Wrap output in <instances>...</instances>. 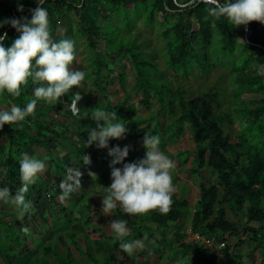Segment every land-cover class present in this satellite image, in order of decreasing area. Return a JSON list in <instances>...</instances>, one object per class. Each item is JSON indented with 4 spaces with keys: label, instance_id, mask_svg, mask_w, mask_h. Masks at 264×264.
<instances>
[{
    "label": "trees",
    "instance_id": "trees-1",
    "mask_svg": "<svg viewBox=\"0 0 264 264\" xmlns=\"http://www.w3.org/2000/svg\"><path fill=\"white\" fill-rule=\"evenodd\" d=\"M21 6L22 11L18 10ZM36 7L35 0H1L0 20L20 19L21 17L30 19L31 10ZM42 7L48 12L51 37L56 41L73 37L75 45L90 49L95 53L93 64L108 66L103 58H109L110 62H113L117 61L115 58L120 55L123 56L122 60L128 59L134 65L133 71L140 81L136 91V95L140 97L139 104L147 112L155 110L154 107L158 108L153 115L156 123L158 121L155 118H161L163 121L164 113L173 119L170 125H166L168 127L167 135L164 137L166 143L174 145L180 141L189 140L194 148L193 152L181 149L177 153L178 167L186 166L189 158L192 157L193 166L190 167L192 175H200L201 172L207 170L215 178L216 182L208 187H204L203 184L199 185L194 209L189 207L185 199V185H181L180 190L173 194L171 210L167 214L150 211L142 216H133L121 212L122 209L119 207L116 208L119 212L118 219L126 221L131 230L126 240L154 239L152 247L147 249L146 253H138L137 258L149 261L159 255L161 258L166 252L170 254L169 258L185 257L184 251L187 246L183 245L182 250H177L175 247L185 239L179 227L184 217L189 218L190 234L198 235L206 241L191 249L192 261L218 264L208 242L223 246L220 255L236 252L242 246L252 244L254 246L250 249L251 255L258 248H261L264 253V76L257 75L255 67L264 66V41L257 44L254 38V27L258 22L252 21L247 26L235 27L223 17L216 19L209 16L206 4L200 3L193 6L192 0H45ZM132 9H136V16L141 15L142 17L144 14L145 24L149 29L157 23L167 24V28L161 34L167 49L165 67L175 78L190 77L194 70L203 77L218 69L226 73L231 88L230 101L224 102L228 114L222 111L223 93L218 92L216 88L207 90L208 88L200 87L195 91V95L191 96V92L187 89L179 85L174 88L170 81H167L170 82L169 85L152 84L151 81H146L147 75L144 77L141 75L140 64H138L140 59L143 60L142 56L145 53L140 52L138 47L133 46L132 48L125 44L121 49L107 53L99 49L102 44L101 38L104 36L103 32L111 24L116 25L117 34L120 37L124 38L128 32H132L133 24H128L127 21L129 11ZM69 12L75 14L72 25L63 23L64 20L71 23ZM106 17H109L108 20ZM3 33H7V39L3 42L5 47L10 46L19 35L8 24L0 28V34ZM80 62L75 59L73 65L80 68ZM121 63L119 61V64ZM148 65L150 66L149 63ZM151 70L155 78L158 76L159 81L163 80V75L156 69V66ZM110 75L114 76L119 84L127 77L124 72H118L115 68L107 73L97 71L93 74L95 81L91 85L97 88L100 81H108ZM33 87L30 83L24 86L19 97H12L6 92L0 93V109L7 110L12 105L23 107L32 98ZM73 93H77L75 86L70 89L68 95H73ZM78 94L80 97L85 96L83 91H79ZM109 95L116 97V109L111 107L113 110L116 111L118 108L122 110L127 106L134 110L128 104L127 97L120 102L116 91ZM67 98L66 95V100ZM61 100L64 105L67 104L65 96L61 97ZM81 101H75L69 105L75 106V103H81ZM83 102V104L86 103V108L91 106L90 102ZM94 103L97 104V101L95 100L92 104ZM63 104L60 102L57 104L38 103L34 115L27 117L22 122V127L6 124L0 129V156H2L0 186L9 187L13 193L22 186L18 161L27 149L50 155L56 153L57 148L61 153L60 148L67 142L74 145L69 146L72 148L71 157L75 159L78 155L79 164H84L82 160L84 155L89 157L90 163L85 165L90 166L85 167L80 180L81 188H77V192L86 185V181L90 178L89 173L97 165L95 159L87 155L90 147L87 145L88 135L81 134L80 130L74 128V124L71 125L70 131L68 130V136L64 137L60 129L66 130L67 128L61 127L56 130L53 123L48 124L51 122L48 112L51 110L54 112L53 108L56 106L58 110L56 112H59ZM77 109L78 106H70L67 110L71 115L72 113L76 115ZM229 114L234 115V120L231 121ZM151 120L153 119L150 118V122ZM225 121L228 124L233 121L244 123V126L238 129L234 144H231L230 136L224 133L223 122ZM141 123L142 120L137 121L138 125ZM131 131L133 143L129 144V148L132 147L134 150V145H139L135 143L139 132L134 133L133 127ZM150 135L157 134L153 130ZM166 146L159 144L161 151H164ZM173 173H180L173 178V183L176 184L179 181L177 177L181 179L184 173L179 169ZM7 182H9L8 185H6ZM36 193L40 196V190ZM29 194L28 191L26 198L31 201ZM73 194L69 196L70 199L74 198ZM86 208L92 210L91 205ZM94 211L93 214L100 215L98 210L94 209ZM228 211L240 217L238 225L227 220ZM36 215L34 211L30 216L21 217L25 227L29 222L31 225L34 224ZM88 215L85 217L90 219L92 213L89 212ZM67 218L63 221L70 223L72 232H67L64 238L58 236V241L63 244V248H66V240L77 249L82 247L83 255L89 264H126L125 260L120 261L115 257V251L121 252L123 256L128 253L118 247L119 241L116 240L115 234H102L100 227V231L98 226L96 229L92 227L98 222L92 224L91 219L89 222L85 221L83 225L79 222V224L71 223L72 220H67ZM83 218L80 216L81 220ZM89 230H92L93 234L99 233L96 240H90L87 233ZM33 231H35L34 227H32ZM170 232L171 237H169ZM76 234L79 235L76 236ZM0 235L2 264H47L44 260L46 257H52L55 264H79L78 260L66 250L63 253L58 252L57 247L56 252L48 246H42L41 252L33 251V248L26 246L24 242L27 234L1 220ZM155 236H158V239H155ZM79 239L83 245L79 243ZM96 254L100 255V258L96 257ZM209 254L213 259L205 258ZM231 255L234 256L228 264H244L239 251ZM180 264L189 263L181 261Z\"/></svg>",
    "mask_w": 264,
    "mask_h": 264
},
{
    "label": "clouds",
    "instance_id": "clouds-1",
    "mask_svg": "<svg viewBox=\"0 0 264 264\" xmlns=\"http://www.w3.org/2000/svg\"><path fill=\"white\" fill-rule=\"evenodd\" d=\"M44 2L45 0H35L37 7L31 10L30 19L21 17L0 20V28L8 24L19 33L8 47H5L3 43L7 39V33L0 34V93L6 92L12 97H19L24 86L29 83L34 86L32 98L23 107L12 105L7 110L0 109V129L6 124L22 127V122L30 115H34L38 103L57 104L62 101L61 97L68 95L73 86L82 88L84 85V71L79 68L70 70V66L76 59L74 41L53 40L50 35L48 12L42 7ZM200 3L208 6L209 16L216 19L223 17L235 27L247 26L252 21L264 24V0H192L193 6ZM18 10L22 11V6ZM255 67L257 75L264 76V66ZM73 95L76 101L81 99L78 91ZM91 118L97 122V125L96 128L88 131L87 145L95 143L98 148H107L110 139H125L127 130L122 120H116L111 114L99 109L92 114ZM159 144V136L145 133L142 139V145L146 149L144 158L127 163H124L129 152L127 145L123 148L114 146L109 149L108 155L112 157L109 165L111 184L104 187L106 195L102 199V212L106 216L117 207L133 216H142L150 211L160 214L169 213L173 194L177 191L172 175L175 164L160 150ZM82 160L84 164L81 166L85 168V164L90 163L89 157L84 155ZM18 163L22 186L15 193L11 192L7 186H0V205H9L14 208L16 211L14 214L18 216L21 223V217L30 216L35 211L32 200L27 199L26 194L34 184L38 186L37 181L46 170V165L41 159L29 156L27 153L21 154ZM118 164H122V167H116ZM94 167L89 173L90 177L96 176L92 172L97 165ZM80 175L79 169H67L66 179L60 182V188L65 195L71 191H76L73 192L74 194L83 192L81 190L77 192V187H80ZM39 199L37 197L38 204L45 202L48 209H53L55 197L51 194L45 193L43 201ZM73 200L75 201L74 198ZM73 206L76 204L74 203ZM57 207H59V214L63 211L61 217H71L74 212L69 211L62 204ZM62 207H64L63 210ZM0 220L14 228L17 227L15 222L2 218ZM34 224L40 226L36 221ZM34 228L36 231V227ZM108 229L115 234L116 240L119 241L118 247L122 251L133 252L147 248L143 240L125 239L130 236L131 230L124 220H111ZM20 231L29 235L32 228L29 232L27 225ZM190 235L194 244L200 241L206 243L198 235ZM155 239H158V236H155ZM148 243H154V239H149ZM220 248L222 249L223 246Z\"/></svg>",
    "mask_w": 264,
    "mask_h": 264
},
{
    "label": "rangeland",
    "instance_id": "rangeland-1",
    "mask_svg": "<svg viewBox=\"0 0 264 264\" xmlns=\"http://www.w3.org/2000/svg\"><path fill=\"white\" fill-rule=\"evenodd\" d=\"M1 1V0H0ZM69 16L71 19V23L68 22V20H64L63 23L65 24H71L74 21V16L75 14H73V12H69ZM129 18H128V24L132 23L133 24V28H132V32H128V35L126 37H120L117 33L116 30V25L115 24H111L109 26V28L107 30H105L104 36L101 38V45L100 48L103 52H109V51H117L119 49H121L122 46H124L125 44L129 47H138L139 51L142 53H145L142 58L143 60L140 59V62H138V64H140V73L141 75L144 77V75H147L146 81H151L152 84L154 83H158V84H164V85H169L170 82L172 84V86L174 88H176L178 85L184 89H187L190 93L191 96L195 95V91L198 90L200 87L201 88H208L209 89H213L216 88L218 90V92H222L223 93V98H222V111L224 114H228L227 111V106L225 105L224 102H227L228 100L230 101V92H231V88L229 86V81L227 78L226 73L221 70H213L212 72H210V74L206 77L200 76L195 70L192 72V74L190 75V77L184 78V79H179V77H176L169 71L167 70V68L165 67V59H166V45L164 40L161 38V34L162 31H164L167 28V24L164 25L163 23H157L153 26L152 29H149L146 24H145V20H144V14L138 15L136 16V9H132L129 11ZM109 17H106V19L108 20ZM114 20H117L115 18H113ZM73 20V21H72ZM115 36V37H114ZM118 37V38H116ZM245 40H247V37H244ZM254 38L255 41L257 42V44L261 43L262 40L264 41V26L262 24H260L259 22L256 24V26L254 27ZM54 40V38H53ZM71 40H74V38L72 37ZM56 41V40H55ZM134 46V47H133ZM75 49H76V59L80 60L81 62L80 64V68L82 71H84L85 73V81H84V85L82 88H80V92L83 91V94H85V96H81V99H84L85 101H88L91 103V106H89V108H86V103L83 104V100L81 101V103H75V106H78V113L75 115H73V117L71 118V122H69L68 124L71 123H76L74 128L76 130H80L81 134L88 135V131L90 129H94L96 128L97 122L94 121L91 116L92 114L98 110H103L106 113H110L112 116H114L116 118V120H122L123 123H125L126 126V138H122L121 141H119L120 139H116L118 142V144L116 146H119L121 148H123L125 145L128 146V144L130 143V145L133 143L132 142V127L134 128V133H138L139 132V136L136 139L135 143L137 144H133L135 146V149L133 150V148H129V152L127 157L125 158L124 163L127 162H135L138 161L142 158H144L145 156V151L146 149L143 147L142 145V139L146 134H151V132L153 130H155L157 136H159L160 138V144H163L166 146V141L164 140V137H166L167 135V131H168V127H166V125H170V122L173 120L171 117L167 116L166 113L163 114V121L161 120V118H155L156 121H158L157 123L154 121V112L158 110L157 107H154L155 110H149L148 112L145 111L144 107L142 105L139 104L140 101V97L136 95V91L137 88H139L138 83H140L139 79L136 77L134 71H133V64L129 62L128 59L122 60L123 56L120 55L119 57H117L119 59V61H121L122 63L119 64V61L117 58H115L117 61H113L110 62V59H105L103 58L107 63V65H103V66H98L97 64H93V61H95L94 55L95 53L92 51H90V49H85L84 47H80L79 45H75ZM118 53V52H117ZM148 60V62L146 61ZM79 61H77L78 63ZM148 63L150 64V66L148 65ZM158 71H160L162 73V79L163 80H158V76H156V78L154 77L153 73H152V67H155ZM116 69L119 71L124 72L127 77L123 80V82H120V84L114 79V76L110 75V79L108 81L105 80L104 81H100L99 86L97 88H94L91 83L95 81V78L93 76L94 73H96L97 71H101L104 73L110 72L113 69ZM77 67H75L74 65L70 66V70H76ZM170 81V82H167ZM111 84H113L112 86H110ZM216 84V85H213ZM215 86V87H214ZM116 91L117 96L120 100V102H122V100H124V98H128V104L130 106L133 107L134 110H131V107L127 106L126 108H123L122 110H120L119 108L115 111L112 108H114L116 106V97L113 95H109V94H113ZM66 97V96H65ZM67 97L70 99V101L72 103H74L75 100V96L74 95H67ZM88 98V99H87ZM97 98V99H96ZM188 98H190L188 96ZM80 99V100H81ZM97 101V104L94 103L92 104L94 101ZM89 104V103H88ZM95 105V106H94ZM61 107V106H60ZM112 107V108H111ZM54 111H57V106L53 108ZM116 109V107H115ZM89 110V112H87ZM93 112V113H92ZM134 112V115H133ZM153 116V117H152ZM162 117V116H161ZM150 118H152L153 120H151L150 122ZM224 115H223V120H224ZM229 118L232 120H234V115L232 116V114H229ZM139 120H142L141 124H137V121L139 122ZM50 121V120H49ZM52 121V120H51ZM154 121V122H152ZM54 124V128L56 130H59V127L57 126V121L53 120L52 122ZM101 125L103 124V122H100ZM50 124V123H48ZM156 124V125H155ZM71 126V125H70ZM70 126H67V129L64 130V136H68V130L70 131ZM244 126L243 121L241 122H235L233 121L231 124H228L226 121L223 122V130L224 133L227 134L228 136H230L231 139V144H234L236 142V134L238 132L239 127ZM145 127V128H144ZM69 128V129H68ZM144 128V129H143ZM157 128V129H155ZM141 130H144L143 132ZM188 133V132H187ZM71 135V133H70ZM131 136V137H130ZM74 140L76 139L75 137L73 138ZM115 139H113L114 142ZM76 142V141H75ZM128 142V143H127ZM71 144V143H69ZM56 146L54 145V148ZM129 147V146H128ZM57 148V147H56ZM55 148V149H56ZM112 148V146H109V149ZM108 149V151H109ZM183 149L184 151H188V152H193L194 148L192 146V144L190 143L189 140L185 141H180L179 143H176L174 145H169L167 144V146L165 147V150L163 151L167 156H169V158L171 160L174 161L175 167L172 170L173 172L175 171V173L177 172V170L179 169L182 173H184V175L182 174V178L180 179L179 176L177 177V179L179 180L175 186L177 191L180 190V186L181 185H185V191H184V195H185V199L188 201V205L191 209L195 208V202L197 200V196H198V190L200 188V184H203L204 187H208L209 185L214 184L215 178L214 176L210 175L209 171L204 170L203 172L200 173V175H192V171L190 169L191 166H193L192 164V157H190L189 162L187 163L186 166H182V167H178L177 163L178 160L176 159V155L177 153ZM96 154H101V151L103 152V148H98L95 145V150ZM34 152V156H38L39 155V151H33ZM23 153H27L29 156L31 155V151L30 150H26ZM22 153V154H23ZM38 154V155H36ZM87 155H90V157H94V152L92 151H88ZM41 156V155H39ZM77 156H75V163L74 161H72V157L66 155L63 158V166H54L53 163V169L59 171V174H65V169H69L70 167L72 169H80L82 167H80L79 165V161L77 160ZM110 159H105L107 163L111 162V156H109ZM2 159V156H0V161ZM82 159V158H80ZM53 162V161H52ZM78 167V168H77ZM116 167H122V164H118ZM61 170V171H60ZM101 170V169H99ZM2 172V169L0 168V174ZM172 172L173 178L176 177V175H180V173L178 174H174ZM81 175L79 177V181L82 179V176L84 174V172L82 173L80 171ZM54 175V180L52 183V187L53 189L49 190L50 193H52L53 197H58V192H59V188H58V183L56 181V174ZM41 180H45L47 179V176L41 174ZM94 180H99V176H94L90 177L87 181H86V185L81 189V191H85L84 193H80V194H73V192L76 191H71L69 193H67L66 195L63 194L61 196L62 198V205H64L66 207V209L73 210V214L70 218H67V220H72L71 223H75L76 224H83L85 223V221L88 220V222L90 221V219L92 220V224L95 222L98 223H102L103 225V229L102 231H100L101 229L98 228V230L104 234H114L113 232H111L108 229V221L105 219L104 216H97L95 214H93L95 210H100V212L102 211V195H103V191L105 193V190L97 188L96 184L94 182ZM9 182L6 183V185H8ZM47 183L49 184V182L47 181ZM80 183V182H79ZM106 186H109L111 184L110 180H106ZM89 184H91L89 186ZM35 186H32V188H37V184H34ZM77 188H81L77 187ZM55 190V191H53ZM30 192V194H33V190L31 191V189L28 190ZM41 193V192H40ZM73 194L75 201L73 202L70 199V195ZM35 198L37 199V197L35 196ZM42 201L44 199L43 194H41V198ZM87 200V201H86ZM73 202V203H72ZM76 204V206H73V204ZM78 203V204H77ZM33 204V203H32ZM45 202H40L36 209H38L40 212H44V210L47 211V224L45 225V222L43 221V225H40V221H38L39 223V227L36 224H30V222L28 223V229L29 232L31 231L32 226L36 227V231L34 233H32V235H27L25 237V244L26 246L33 248V251L38 250L39 252L41 247V244L43 242V246H48V247H52V251L55 250V248L57 247V251L60 253H63L65 250L67 251V253H69L74 259L78 260L79 264H89L88 260L84 257L83 252H82V247H80L79 249L75 248L74 246L71 245V243H69L68 240L65 241V247L63 248V244H60L58 241V236L64 238L67 234V232H72V228L69 222L66 221H62L64 219V217H61V214H63V211L60 212V214L58 213L59 210L55 209V205H53V209H46L45 207ZM50 205H52L50 203ZM91 205L92 206V210L87 209L86 206ZM52 210V212H50ZM114 210V209H113ZM111 210L112 214L107 215V217L110 218V220L112 219H118L117 215L115 214V212ZM122 212H124L123 210H121ZM15 209L12 208L9 205H0V218L9 221V222H15L18 225H21L20 221L16 218L15 216ZM83 212V213H82ZM92 213V216L90 217V219L88 217H85V215H88V213ZM104 213V212H103ZM102 213V214H103ZM85 214V215H84ZM105 214V213H104ZM80 216L84 217L82 220L80 219ZM89 216V215H88ZM39 218V216H36ZM189 218L184 217V219L179 223V227L181 228V233L183 232L185 239L184 241L180 242V244L176 245V249L177 250H182L183 249V245H186V249L184 251V253L186 254L185 257L183 258H169L170 254L168 252H166L165 254H163V256L161 258H159V256H157V258L153 259V260H149L146 261V259H140L137 258V254L138 253H146L147 249H150L152 247V243H148V241H144V243L147 245L146 249H137L133 252H128L126 254V256H123L121 252L119 251H115V257L117 259H119L120 261H124L126 262V264H180L181 261H187L189 264H203L202 261H192L193 260V255L191 254V249L194 247H198L200 246L203 241L201 242H196L195 244L192 242V238L190 235V224H189ZM240 217L236 216L233 212L228 211L227 212V220L232 222L233 224L238 225ZM79 222V223H78ZM51 227V228H50ZM92 227L94 229H96L97 225L93 224ZM89 234V238L90 240H96L99 236V233H94L92 230H89L87 232ZM28 234V233H27ZM171 232L169 234V237H171ZM79 235V234H78ZM76 234V236H78ZM48 236V237H47ZM53 237V240H51ZM245 239V238H244ZM182 240V239H181ZM79 243L81 245H83V243L81 242V240L79 239ZM79 244V246H81ZM209 247L212 249V253H213V257L215 258V260L218 262V264H228L229 260L231 258H233L234 255H231V253H236L237 251H239L241 253L242 256V261L244 262V264H264V253L263 250L260 248L256 249L255 252L251 255L250 254V249L251 247H253L254 245L252 244L251 246H247L244 245L241 248H239L236 252H230L227 255H220V250H222L219 246H216L215 244H208ZM55 250V252H56ZM38 252V253H39ZM37 253V254H38ZM96 257L100 258V255L96 254ZM213 257L211 256V254L206 255L205 258H207L208 260L213 259ZM52 258V257H51ZM50 257H46L44 258V260L47 262V264H55L54 261L51 259ZM0 264H2L1 260H0Z\"/></svg>",
    "mask_w": 264,
    "mask_h": 264
},
{
    "label": "crops",
    "instance_id": "crops-1",
    "mask_svg": "<svg viewBox=\"0 0 264 264\" xmlns=\"http://www.w3.org/2000/svg\"><path fill=\"white\" fill-rule=\"evenodd\" d=\"M75 89H76V91L79 92L80 88L75 87ZM65 100H66V97H65ZM81 100L85 101L84 99H81ZM66 101H67V104H65V105L63 104V102H60L63 105H61V110H59V112H56V111L53 112L52 110L50 112H48L49 119H50V121L52 120L51 122H48V123H52L53 120H56L57 121V126L59 128H61V127L67 128V126L76 124V123L68 124L69 122H71L70 120L73 117V113L71 115V113L67 109L70 108V106L71 107H75V106L69 105L70 103H72V102H70V99L67 98ZM85 102H89V100L85 101ZM69 128H71V126ZM60 130L64 132V130H62V129H60ZM63 136H64V133H63ZM64 137H66V136H64ZM124 137L126 138V135ZM75 141H76V139H75ZM119 141H121V140H119ZM119 141H117L115 139L114 142H113V139H110L108 141V147L107 148H103V152L101 151V154L100 153L96 154V152L94 151L95 150V145H96L95 143L91 144L89 149H88V151L94 152V157H92V158L95 159V162L97 164L96 169L92 172L96 176H99V180H94L95 183L99 184V185L96 184L97 188L103 187V190H104V187H107L106 183H105L106 180H110L111 181V179H110V167H109L110 162L107 163L105 159H110V157L108 155L109 146L114 147V146H116L118 144ZM69 146H74V145L73 144H69V142H67L66 144H64V146H62L60 148L61 153H59L58 148H57L56 153H52L50 155H48L46 153L45 154L44 153H40L39 155H41V156H39V155L37 156V158L41 159L46 165V170L42 174L45 175V176L47 174L49 175V178L43 180L42 182H41V178L37 181L38 182V186H36V187L39 188V189H36L35 187L32 189V187H30L31 191L33 190L34 193L33 194H29V198L33 202V205H34V208H35V213L37 214L36 216H39V218L38 217L35 218V221L36 222L40 221V225H43V221H44L45 222L44 226H46V224H47V211L44 210V212H40L38 209H36L38 203H37V199L35 198V196L41 198V194H43V197H44L45 193H48V194L52 195V193H50L49 190L53 189V187H52V183H53V180H54V175L53 174H56V181H57V183L59 185L58 188L60 190L58 192V197H55V199H54V203L57 206H61V204L63 203L61 196L64 193L62 192V190L60 188V182L62 180L66 179L67 171H65V174H59V173H57V170H53L52 166H53V163L56 166H63L64 165L63 158L66 155L71 157V155H72L71 149L72 148H70ZM128 146H129V144H128ZM27 150H30V149H27ZM35 151H37V150H35ZM30 156H34V152L33 151H31V155ZM73 159H72V161H74V163H75V160H73ZM79 165H80V167H82L79 170L83 172L85 168L83 166H81V164H79ZM89 166L90 165H87L86 167H89ZM99 169H101V170H99ZM65 170H67V169H65ZM47 181L49 182V184L47 183ZM38 190H40V192H41L40 196L36 195L37 194L36 192ZM53 191H55V190H53ZM84 192L85 191H83L82 193H84ZM85 194H86V192H85ZM104 195H106V193H104V191H103L102 197ZM39 200H41V199H39ZM73 202H74V200H73ZM44 205H45L46 209H48L47 205L46 204H44ZM57 206L55 207V209H59V207H57ZM98 211L100 212V210H98ZM113 211L115 212L116 215L119 213L116 210V208ZM102 213L103 212L101 211L99 216H104L105 219L109 223L110 220H108V219H110V218L107 217L104 213L103 214ZM111 214H112V212H111ZM16 217H17V219H19L18 216H16ZM64 219H66V218L64 217ZM96 225L98 226V228L100 227L101 229H103L102 223H97ZM16 226H17L16 228H18L19 230H23L25 228V225L23 224V222H21V225L16 224Z\"/></svg>",
    "mask_w": 264,
    "mask_h": 264
},
{
    "label": "built area",
    "instance_id": "built-area-1",
    "mask_svg": "<svg viewBox=\"0 0 264 264\" xmlns=\"http://www.w3.org/2000/svg\"><path fill=\"white\" fill-rule=\"evenodd\" d=\"M220 247H222V246H220Z\"/></svg>",
    "mask_w": 264,
    "mask_h": 264
}]
</instances>
